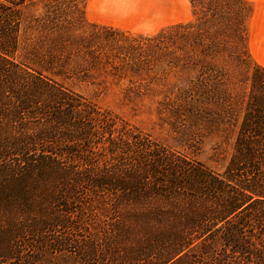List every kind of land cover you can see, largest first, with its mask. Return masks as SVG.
I'll return each mask as SVG.
<instances>
[{"label":"trees","instance_id":"trees-1","mask_svg":"<svg viewBox=\"0 0 264 264\" xmlns=\"http://www.w3.org/2000/svg\"><path fill=\"white\" fill-rule=\"evenodd\" d=\"M26 1L0 0V135L12 126L3 121L11 104L20 122L40 118L42 127L0 139V264H264V67L251 62L232 151L215 171L95 123L99 112L82 95L28 71L14 58ZM223 5L214 53H225L222 40L233 31L240 59L244 38ZM197 35L194 45L208 49ZM186 39L181 23L139 36L133 44L143 55L129 67L163 56L183 64ZM40 162L41 183L67 178L31 218L23 212L29 186L18 181Z\"/></svg>","mask_w":264,"mask_h":264},{"label":"rangeland","instance_id":"rangeland-1","mask_svg":"<svg viewBox=\"0 0 264 264\" xmlns=\"http://www.w3.org/2000/svg\"><path fill=\"white\" fill-rule=\"evenodd\" d=\"M87 1L102 2L91 12ZM223 2L231 6L224 13L230 29L244 38L248 55L240 59L233 31L222 40L225 53H214ZM179 23L187 25L183 64L163 56L145 58L150 65L137 70L129 67L131 57L143 55L133 44L139 36ZM196 35L208 49L194 45ZM14 58L82 95L99 112L91 117L95 123L124 128L221 171L248 95L251 62L264 67V0H27ZM15 105L3 120L12 126L2 129L0 139L42 127L40 118H15ZM34 169L18 181L29 186L23 212L31 218L41 216V198L48 200L67 178L53 174L41 183V162Z\"/></svg>","mask_w":264,"mask_h":264},{"label":"crops","instance_id":"crops-1","mask_svg":"<svg viewBox=\"0 0 264 264\" xmlns=\"http://www.w3.org/2000/svg\"><path fill=\"white\" fill-rule=\"evenodd\" d=\"M102 1H87V10L94 11V6L99 5Z\"/></svg>","mask_w":264,"mask_h":264},{"label":"bare ground","instance_id":"bare-ground-1","mask_svg":"<svg viewBox=\"0 0 264 264\" xmlns=\"http://www.w3.org/2000/svg\"><path fill=\"white\" fill-rule=\"evenodd\" d=\"M263 11V10H262ZM259 12V11H258ZM261 13V12H260ZM253 40V39H252ZM258 44V43H257ZM257 44H255L256 46H257ZM253 45V44H252ZM263 47V46H262ZM260 50H261V48H260ZM263 57V56H262Z\"/></svg>","mask_w":264,"mask_h":264}]
</instances>
